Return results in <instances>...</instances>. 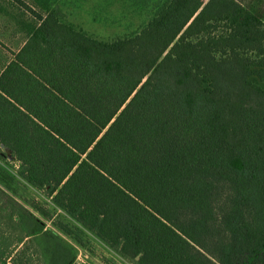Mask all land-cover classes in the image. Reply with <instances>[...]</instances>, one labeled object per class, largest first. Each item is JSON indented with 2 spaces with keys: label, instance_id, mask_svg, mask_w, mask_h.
<instances>
[{
  "label": "trees",
  "instance_id": "1",
  "mask_svg": "<svg viewBox=\"0 0 264 264\" xmlns=\"http://www.w3.org/2000/svg\"><path fill=\"white\" fill-rule=\"evenodd\" d=\"M14 1L40 21L0 73V148L18 174L133 264H264L259 15L158 0L108 39Z\"/></svg>",
  "mask_w": 264,
  "mask_h": 264
},
{
  "label": "rangeland",
  "instance_id": "2",
  "mask_svg": "<svg viewBox=\"0 0 264 264\" xmlns=\"http://www.w3.org/2000/svg\"><path fill=\"white\" fill-rule=\"evenodd\" d=\"M26 1L43 15L60 8L65 18L88 33L110 39L144 24L158 0ZM238 1L264 21V0ZM38 26L37 18L30 11L13 0H0V72L10 59L9 47L19 48ZM3 151L0 148V264H4L1 252L26 233L41 247L43 264H133L24 180L18 174L17 163L4 156ZM58 221L69 225L73 233H65L56 225ZM7 262L14 264L11 259Z\"/></svg>",
  "mask_w": 264,
  "mask_h": 264
},
{
  "label": "crops",
  "instance_id": "3",
  "mask_svg": "<svg viewBox=\"0 0 264 264\" xmlns=\"http://www.w3.org/2000/svg\"><path fill=\"white\" fill-rule=\"evenodd\" d=\"M14 1V0H13ZM26 3H28L26 0H24ZM17 3V2H16ZM29 4V3H28ZM20 5V4H19ZM30 5V4H29ZM21 6V5H20ZM31 6V5H30ZM22 7V6H21ZM33 7V6H31ZM34 8V7H33ZM24 10H26L24 7H23ZM35 9V8H34ZM36 10V9H35ZM27 11V10H26ZM29 12V11H27ZM33 15V14H32ZM33 17H35L33 15ZM36 18V17H35ZM38 20V19H37ZM39 24H40V21L38 20ZM27 41H25L24 43L21 44V46L19 48H14L12 46H8L9 47V52L11 54L10 56V59L8 61V63L4 66V68L13 60L14 58V53H17L18 51L21 50V48L24 46V44L26 43ZM4 68L1 70V72L4 70ZM0 72V73H1ZM37 238V237H35ZM20 239H23L22 242H19ZM35 242V241H34ZM33 242V238L32 236L28 235L27 233L26 234H23L21 237H19V239L17 241H15L13 244H8L10 245V248H14V247H17L15 250H14V253L11 255L12 257L15 256V254L17 252H19V254L21 255V258L24 257L25 255V258L29 260V264H43V255H42V250H41V247H39V245L35 244ZM17 245V246H16ZM38 246V247H37ZM23 250H24V255L22 254L23 253ZM12 257L8 258V259H11ZM8 263V262H7Z\"/></svg>",
  "mask_w": 264,
  "mask_h": 264
}]
</instances>
